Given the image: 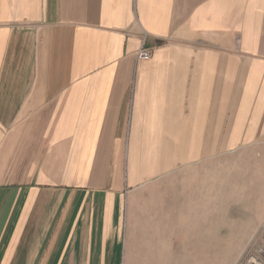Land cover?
<instances>
[{
	"label": "crops",
	"instance_id": "obj_1",
	"mask_svg": "<svg viewBox=\"0 0 264 264\" xmlns=\"http://www.w3.org/2000/svg\"><path fill=\"white\" fill-rule=\"evenodd\" d=\"M251 216L264 0H0V264H216Z\"/></svg>",
	"mask_w": 264,
	"mask_h": 264
},
{
	"label": "rangeland",
	"instance_id": "obj_2",
	"mask_svg": "<svg viewBox=\"0 0 264 264\" xmlns=\"http://www.w3.org/2000/svg\"><path fill=\"white\" fill-rule=\"evenodd\" d=\"M144 48V47H142ZM244 145H239L236 148H233L231 152L224 155H217V161H222L231 164V167L233 168L231 171L235 172L234 167H238L240 162L245 158V156H248L249 162L255 164L256 160L259 158L260 155L258 153L254 152L253 148H248V154H246V149L241 147ZM221 156V157H220ZM239 172V170H237ZM238 176H232L233 179ZM235 202L232 201V204ZM249 212V209L247 213ZM242 219V220H241ZM249 222H253L258 224V229L255 234H253L245 246V248L241 251V254L238 257V253L240 250L236 249L233 246V243L231 245L229 242H234L236 239H239L241 236L244 235V224L247 222V219L244 220L242 217L238 220V222L235 224V227L229 228L227 225L225 228H222V231L224 235V238L220 241V239L216 236V264H241L245 260V257L248 252L256 249L257 247H263L264 248V216L263 218H254L250 217L248 218ZM241 220V221H240ZM242 223V228L240 227ZM220 234V233H217ZM238 257V258H237Z\"/></svg>",
	"mask_w": 264,
	"mask_h": 264
},
{
	"label": "built area",
	"instance_id": "obj_3",
	"mask_svg": "<svg viewBox=\"0 0 264 264\" xmlns=\"http://www.w3.org/2000/svg\"><path fill=\"white\" fill-rule=\"evenodd\" d=\"M136 57L138 60L148 61L152 58V52L150 49L140 48L136 53ZM241 264H264V248L257 247L248 252Z\"/></svg>",
	"mask_w": 264,
	"mask_h": 264
}]
</instances>
